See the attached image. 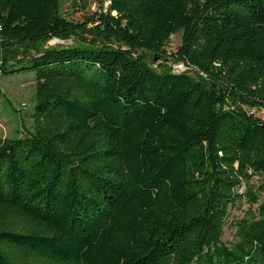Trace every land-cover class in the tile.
Here are the masks:
<instances>
[{
    "label": "trees",
    "instance_id": "obj_1",
    "mask_svg": "<svg viewBox=\"0 0 264 264\" xmlns=\"http://www.w3.org/2000/svg\"><path fill=\"white\" fill-rule=\"evenodd\" d=\"M107 2L0 0V77L35 89L0 137V264H264V0ZM179 32L195 77L138 53Z\"/></svg>",
    "mask_w": 264,
    "mask_h": 264
},
{
    "label": "rangeland",
    "instance_id": "obj_2",
    "mask_svg": "<svg viewBox=\"0 0 264 264\" xmlns=\"http://www.w3.org/2000/svg\"><path fill=\"white\" fill-rule=\"evenodd\" d=\"M60 10L62 15L68 20L82 21L87 16H91L97 10H106L107 0H60ZM181 39V34L172 35L165 46L163 56L150 54L145 50H139L138 53L146 55L153 62L152 67L156 69H170L174 72H185L191 76H196L193 69L187 67L182 62L174 61L171 53L176 50ZM76 36L73 35L68 40L52 38L48 41L39 42L31 48V52H39L44 49L76 44ZM34 76L33 72L18 73L0 77V137H16L24 135L31 125V113L34 106V85L30 82H24ZM17 82L16 84L13 83ZM25 83V85L19 84ZM249 113L264 119V110L249 109L243 107ZM245 206H243L244 208ZM239 210H230L231 216L239 215ZM224 242L234 240V230L226 225L222 236Z\"/></svg>",
    "mask_w": 264,
    "mask_h": 264
}]
</instances>
